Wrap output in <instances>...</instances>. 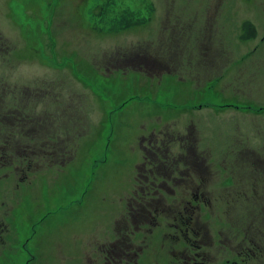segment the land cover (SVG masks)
I'll return each instance as SVG.
<instances>
[{
	"label": "rangeland",
	"instance_id": "obj_1",
	"mask_svg": "<svg viewBox=\"0 0 264 264\" xmlns=\"http://www.w3.org/2000/svg\"><path fill=\"white\" fill-rule=\"evenodd\" d=\"M164 130L198 135L201 233L156 215L109 260ZM3 142L0 264H264V0H0Z\"/></svg>",
	"mask_w": 264,
	"mask_h": 264
},
{
	"label": "trees",
	"instance_id": "obj_2",
	"mask_svg": "<svg viewBox=\"0 0 264 264\" xmlns=\"http://www.w3.org/2000/svg\"><path fill=\"white\" fill-rule=\"evenodd\" d=\"M243 30L245 31L243 34L245 39L256 36V28L249 21L244 22ZM149 140L150 148H145V160L139 169V196L134 201L136 203H130L127 217L121 220L124 223L128 222V226L123 228H121L122 225L117 226L118 238L116 242L111 244V251L124 248L128 242L129 252L130 249L134 248L130 238L132 230L135 231L144 225L157 224L156 215L164 214L168 220L177 221L175 222L177 223L176 229L179 232H188V234L192 233L196 236L201 233L199 227L203 224L199 219L201 196L198 192L200 185H196L193 180H196V176H200L204 181H207L209 169L203 154L199 150L198 135L191 131L185 135H176L164 130L152 135ZM175 143H179V151L173 149ZM24 147L30 149V146L21 144L9 147L7 142L0 143V160H5L11 156L9 158L11 163L17 157L15 155H20L23 152ZM40 153L38 151L36 157ZM58 156L62 160V156ZM43 159L45 160V156ZM50 159L57 160V158ZM37 167L36 163L31 170ZM185 179L189 181L184 182ZM176 187H183L179 195H173L176 192ZM202 231L209 234L206 229H202ZM114 254L119 255V252Z\"/></svg>",
	"mask_w": 264,
	"mask_h": 264
},
{
	"label": "flooded vegetation",
	"instance_id": "obj_3",
	"mask_svg": "<svg viewBox=\"0 0 264 264\" xmlns=\"http://www.w3.org/2000/svg\"><path fill=\"white\" fill-rule=\"evenodd\" d=\"M127 214H128V211H127ZM124 217V216H123ZM126 226H128V222L126 223ZM138 230V229H137ZM136 231V230H135ZM133 233H131L132 235ZM117 240H114L112 242V244L114 242H116ZM106 255L104 257H106L107 259H112V258H115L116 259V262H120V260H133L132 256L128 254V242L126 243L125 247L124 248H119L118 250L116 251H111L110 250H106ZM115 252H119V255H115L114 253ZM114 256V257H113Z\"/></svg>",
	"mask_w": 264,
	"mask_h": 264
}]
</instances>
